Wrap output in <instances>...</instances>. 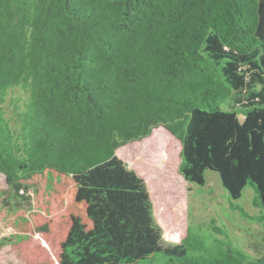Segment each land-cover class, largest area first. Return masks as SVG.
Wrapping results in <instances>:
<instances>
[{"label": "trees", "instance_id": "trees-1", "mask_svg": "<svg viewBox=\"0 0 264 264\" xmlns=\"http://www.w3.org/2000/svg\"><path fill=\"white\" fill-rule=\"evenodd\" d=\"M159 126L185 181L215 172L264 227V0H0V174L32 189L0 246L20 263L264 264V237L250 255L214 220L165 245L116 155Z\"/></svg>", "mask_w": 264, "mask_h": 264}, {"label": "rangeland", "instance_id": "rangeland-1", "mask_svg": "<svg viewBox=\"0 0 264 264\" xmlns=\"http://www.w3.org/2000/svg\"><path fill=\"white\" fill-rule=\"evenodd\" d=\"M180 145L176 138L159 126L152 130L148 138L123 145L116 150V155L128 169L145 180L153 202V214L160 224L165 245L179 243L190 224H202V228H207L214 220L219 225H225L243 251L257 255L252 245L256 240H262L264 227L257 222L242 219L230 208L228 193L215 172L206 170L202 186L185 181L179 172ZM31 190L19 191L25 197L18 198L13 195L4 176L0 174V238L13 233V211L16 208L31 207ZM253 195V190L248 187L243 196L234 201L249 215L258 212L251 204ZM0 264L22 263L9 246H0Z\"/></svg>", "mask_w": 264, "mask_h": 264}]
</instances>
